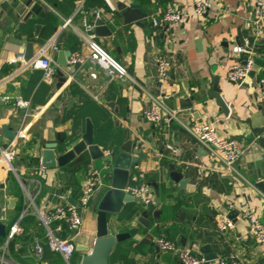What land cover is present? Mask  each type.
Returning a JSON list of instances; mask_svg holds the SVG:
<instances>
[{
    "label": "crops",
    "instance_id": "0c3cea01",
    "mask_svg": "<svg viewBox=\"0 0 264 264\" xmlns=\"http://www.w3.org/2000/svg\"><path fill=\"white\" fill-rule=\"evenodd\" d=\"M132 4L138 6L142 18L128 22L124 13ZM193 6L194 0H0V146L15 143L18 174L0 160V223L6 226L7 235L15 223L22 228L7 247V235L0 240V257L7 260L5 264H36L34 259L40 264H55L56 259L63 260L52 251L48 260L35 256L36 241H47L42 224L44 238L25 239L28 233L22 218L34 214L33 207L28 209L25 189L35 197L36 206L47 211L67 204L66 194L78 201L93 168L108 167L113 155L94 164L82 163L77 171L72 165L82 158L54 169H35L29 160L39 158L47 143H57L58 154L64 153L81 139L88 119L94 124L95 143L105 153L111 150L117 154L129 135L134 156L139 159L131 175L141 173L140 182L148 185L151 198L149 204L144 203V197L142 202L126 204L120 214L111 216V233L130 234L111 253L112 264H181L176 253L156 251L152 235L181 246L185 237V247L200 257L204 256L199 248L211 245L218 259L206 264H221L219 259L231 256L246 264H261L264 244L249 234L250 223L242 214L251 209L264 223V146L260 142L264 139V104L257 84V77L264 75V25L255 39L251 21L255 0H212L204 18L185 17L179 24L152 22L170 7L189 14ZM94 10L101 11L99 17ZM98 18L111 34H97V41L127 68L130 80L112 79L89 59L84 35L87 25L96 29ZM247 40L253 49L255 70L247 83L238 86L228 81L227 71L234 63L246 62L249 54L236 55L232 48L245 45ZM29 42L33 43L34 57L44 50L53 59L54 73L48 80L43 69H24L21 62L12 61L24 55ZM67 52L71 53L68 59ZM76 55L84 60L72 63ZM157 56L172 62L166 86L168 106L178 111L183 123L217 122L221 135L235 139L240 148L237 167L244 179L236 180L220 171L180 121L153 125L143 118L150 95L159 92ZM63 59L67 64H61ZM217 76L222 96L232 107L230 117H225L209 96L212 78ZM20 98L30 101L27 115L16 105ZM4 125L14 133L13 139L7 138ZM21 129L26 133L23 140L16 139ZM82 157L86 159L88 154ZM104 171L103 184L89 207L78 206L81 229L76 233L65 223L51 224L54 230L61 227L62 237H74L75 245L93 244L95 207L109 185ZM173 171L181 173L184 183L170 177ZM11 173L17 180L27 175L29 183L18 180L19 188L10 191ZM38 181L39 187L35 184ZM10 199H15L11 207ZM166 206L171 207L169 220ZM232 211L236 213L234 227L219 231L218 215L229 216ZM88 252L76 250L73 263L78 264Z\"/></svg>",
    "mask_w": 264,
    "mask_h": 264
},
{
    "label": "built area",
    "instance_id": "2783aa9c",
    "mask_svg": "<svg viewBox=\"0 0 264 264\" xmlns=\"http://www.w3.org/2000/svg\"><path fill=\"white\" fill-rule=\"evenodd\" d=\"M212 8V0H194L193 11L189 14H185L178 7H170L162 15L154 16L152 22L154 25H162L167 23L179 24L185 17H197L204 18ZM97 17L100 16L101 11H92ZM252 24L254 26L255 39L260 37V29L264 25V0H255L254 11L252 14ZM85 41L90 50L89 59L101 67V69L112 79H119L122 81L130 80L131 76L127 68L118 60H116L101 44L97 41V34L93 25L86 26V33L84 35ZM250 43L247 40L245 45H234L233 52L236 55L242 53L249 54L245 63H234L227 71V79L229 82L242 86L248 82L251 77V73L255 70V61L253 57V49L250 48ZM83 57L76 55L72 58V63L82 62ZM13 62H21L24 69H43L45 72V79L54 73L53 59L45 54L43 50L39 56L33 57L30 60H25L23 56H16ZM155 68L159 83V92L156 95H150V103L143 110V118L153 124L158 125L162 123H170L172 120H179L178 111L171 109L168 104L169 93L166 86L169 81L170 72L172 70V62L163 56H157L155 58ZM257 84L261 94V100L264 104V75L257 77ZM16 105L20 109H24L26 115L30 110V101L17 99ZM181 122V121H180ZM184 128L195 138V140L207 151L212 162L218 165L220 171L230 175L236 180L244 179L237 167V161L240 157V148L238 142L228 136H223L218 132L217 122H203L196 121L191 123L181 122ZM26 136L25 130L21 129L16 139H22ZM113 151L109 150L106 155L111 156ZM17 155L15 149V143L11 142L6 146H0V160L7 166V168L14 172L17 171L14 165V160ZM107 167V166H106ZM40 168L43 169V167ZM104 167L99 169L94 167L86 181L84 182L81 190V195L78 200V205L72 204L58 205L53 210L47 211L40 209L35 204V197L25 189L26 195L29 199L28 209L33 207V213L38 217L41 224L47 229V241L46 244L52 252L61 255L62 264H74L72 259L76 251L75 244L73 242L74 237L64 238L59 232L61 227H57L55 230L51 228V224L54 221L65 223L67 228L72 232H78L83 224L82 215L79 212L78 206L89 207L91 204L96 190L102 185ZM20 183H23L18 177ZM39 185V181L35 183ZM23 185V184H22ZM127 192L132 195L144 197V203L149 204L151 198L149 197V187L147 184L140 182L139 175H131L130 183L127 187ZM264 199V195H263ZM27 209V210H28ZM242 216L250 223L249 234L260 244H264V223H262L256 214L251 209L244 210ZM235 223L232 218L227 214H219L217 219V227L221 232H226L234 227ZM22 228L19 223H15L9 229L6 247L9 242L18 234H20ZM151 241L161 250L174 252L177 254L181 264H206L207 260L204 257L197 256L192 250L181 246L175 241H171L160 236H151ZM4 247V250L6 249ZM35 256L41 258L43 255L42 243L36 241L35 244ZM1 264L8 263L4 256L0 257ZM221 264H246L244 260L237 256H231L230 258L219 259Z\"/></svg>",
    "mask_w": 264,
    "mask_h": 264
},
{
    "label": "water",
    "instance_id": "95a60500",
    "mask_svg": "<svg viewBox=\"0 0 264 264\" xmlns=\"http://www.w3.org/2000/svg\"><path fill=\"white\" fill-rule=\"evenodd\" d=\"M138 6L135 4L130 5L127 11L124 13V17L128 22L138 21L142 18L140 12L137 10ZM95 32L98 35H110L111 31L104 24L103 20L98 18L96 20ZM24 59L30 60L34 57L33 43L29 42L26 45L24 53ZM71 56L70 52L66 53L67 59ZM67 59H63L61 64H67ZM251 73V75H253ZM209 96L215 99L221 112L225 117H230L231 106L225 101L222 96V89L220 87V78L213 77L211 82V89ZM7 138L13 139L14 133L8 129L5 125L2 127ZM220 134V133H219ZM264 146V139L260 140ZM57 143H47L42 149V154L38 158L41 167L44 169H54L57 167H66L73 161L81 158L83 155L88 154L85 165L88 161L94 164L96 161L104 160L107 156L105 151L95 143L94 139V124L88 119L86 123V129L81 139L72 145L67 147L64 153H59L56 150ZM134 142L130 139L129 135L126 136V141L121 146L120 151L117 154H112L113 159L111 164L104 169L107 172L108 187L99 199L95 211L97 213V228L94 236V241L91 247L87 245L76 243L75 247L77 251L88 252L84 255L78 264H112L110 262V256L118 243L130 238L129 233H111L110 221L112 215H118L122 212L126 204L133 202H142L141 196L132 195L127 192V187L130 183L131 168L134 164L139 162V159L134 156ZM108 164V163H107ZM95 166V165H94ZM261 173L264 176V163L261 167ZM170 177L179 183H184L181 173L173 171L170 173ZM68 203L74 206L78 205V201L69 197L66 194ZM15 203V199H10V207ZM236 213L232 211L229 214L230 218H234ZM7 235L6 226L0 223V240ZM186 238H181V243L185 247ZM43 256L41 260H48L52 257V252L47 244L43 243ZM91 249V250H90ZM156 251L159 250L155 247ZM199 251L204 256L205 260L213 261L218 259V255L214 253L212 246L209 244L202 245Z\"/></svg>",
    "mask_w": 264,
    "mask_h": 264
},
{
    "label": "trees",
    "instance_id": "16d2710c",
    "mask_svg": "<svg viewBox=\"0 0 264 264\" xmlns=\"http://www.w3.org/2000/svg\"><path fill=\"white\" fill-rule=\"evenodd\" d=\"M82 159L79 160V162L75 163L72 165V169L73 171H77L80 169V165L82 163H85L86 160L85 158L81 157ZM29 164H31L30 166H33V168L38 169L40 166L39 163V159L38 158H34L31 157V159L29 160ZM137 175H140L141 173L136 172ZM35 176V175H34ZM29 177L27 175H22V182L28 184L29 181H27ZM9 185H10V191H14L16 189L19 188V182L16 179V177L11 173L10 174V178H9ZM9 191V192H10ZM164 193V191H163ZM20 209V206L17 208ZM165 213L167 215V219H171V207L170 206H166L165 208ZM25 229V231L28 233V235L25 237V239H32L35 240V238L38 239H42L44 238L45 235V230L43 229V227L41 226V223L37 220L36 215L34 214H30L28 216H25L22 218V223H21ZM36 261V264H40L39 261H37L36 259L33 260V262ZM63 260L61 259H56L55 264H62ZM261 264H264V259L261 261Z\"/></svg>",
    "mask_w": 264,
    "mask_h": 264
}]
</instances>
